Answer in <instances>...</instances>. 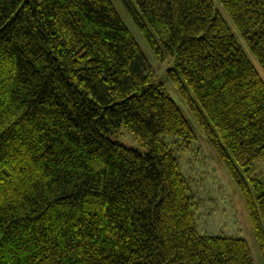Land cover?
Wrapping results in <instances>:
<instances>
[{"label": "trees", "instance_id": "obj_1", "mask_svg": "<svg viewBox=\"0 0 264 264\" xmlns=\"http://www.w3.org/2000/svg\"><path fill=\"white\" fill-rule=\"evenodd\" d=\"M120 2L172 61L264 261V0ZM196 138L112 0H0V264H255L198 229L175 155Z\"/></svg>", "mask_w": 264, "mask_h": 264}, {"label": "rangeland", "instance_id": "obj_2", "mask_svg": "<svg viewBox=\"0 0 264 264\" xmlns=\"http://www.w3.org/2000/svg\"><path fill=\"white\" fill-rule=\"evenodd\" d=\"M112 1L149 62L156 69L160 81L165 85L197 136L190 148L176 149L175 155L179 159L182 174L188 182V194L194 202V213L199 231L214 236L244 238L249 243L255 264H264L249 210L240 189L220 161L168 76V69L173 67L172 61L170 59L164 62L159 61L142 32L126 13L120 0ZM119 141L127 148L144 150L141 143L124 127ZM262 164L264 162H259L255 175L264 180V167H260Z\"/></svg>", "mask_w": 264, "mask_h": 264}]
</instances>
